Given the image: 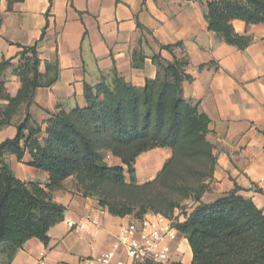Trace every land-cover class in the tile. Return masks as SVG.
Returning a JSON list of instances; mask_svg holds the SVG:
<instances>
[{
    "label": "crops",
    "instance_id": "obj_1",
    "mask_svg": "<svg viewBox=\"0 0 264 264\" xmlns=\"http://www.w3.org/2000/svg\"><path fill=\"white\" fill-rule=\"evenodd\" d=\"M203 0H24L9 10L0 0V65L11 66L3 74L0 106L15 97L21 79L14 73L22 48L38 45L40 72L57 75L50 87L35 92L29 112L43 131L51 116L61 110L86 107L85 85L96 86L103 79L113 83V72L137 88L157 78L153 56L167 61L188 56L187 73L192 82L183 83V96L210 119L208 142L213 146L216 166L210 189L202 197L212 202L236 186L240 194L264 211V24L248 26L235 21L236 32L251 37L245 50L226 44L208 29ZM183 44L171 54L161 46ZM143 51L141 69L132 66L134 51ZM174 55V56H173ZM201 66L204 68L200 69ZM17 129L0 130V144L14 138ZM27 136V133L25 134ZM173 157L170 148H157L140 155L135 163L139 182L153 180ZM115 166L118 157L108 155ZM26 155L19 161L7 155L6 161L17 178L45 187L49 174L33 168ZM261 191V192H260ZM54 200L67 210L65 219L49 231L47 245L32 239L19 249L10 264H82L88 257L107 252L122 225L130 216L111 215L91 197L64 188L53 193ZM92 212L101 225H86V231L71 228ZM176 263L191 264L192 250L184 236L174 242ZM4 257L0 256V262Z\"/></svg>",
    "mask_w": 264,
    "mask_h": 264
},
{
    "label": "trees",
    "instance_id": "obj_2",
    "mask_svg": "<svg viewBox=\"0 0 264 264\" xmlns=\"http://www.w3.org/2000/svg\"><path fill=\"white\" fill-rule=\"evenodd\" d=\"M23 1L7 0L9 10ZM204 4L209 31L239 50L249 47L251 37L238 34L234 22L264 24V0H206ZM44 35L33 46L19 45L22 51L14 73L22 85L15 97H7L8 103L0 106V130L9 126L17 129L14 138L0 144V256L4 257L0 264H10L32 239L49 243V231L64 221L67 210L54 200L53 193L63 189L70 177L82 185L83 197H97L98 204L113 216L141 219L150 210L166 215L180 210L184 220H178L175 227L190 245L191 264H264V211L241 195L238 186L212 202H203L209 186L203 182L189 188L193 208L174 203L155 210L144 203L137 206L110 198L106 191L108 187H134L137 158L157 148L172 149L173 157L156 180L182 152L210 163L208 177L212 180L216 158L207 140L210 119L183 96V83L193 81L187 73L188 56L173 55V61H167L155 54L152 60L157 78L146 80L143 88L127 82L115 69L112 84L103 79L96 86L85 85L86 107L53 114L43 131L29 109L36 90L52 86L57 79V75L50 76L49 64L46 75L40 72L38 45ZM178 48L183 49V44L161 46L171 54ZM145 59L143 51H134L132 66L143 68ZM10 66L7 60L0 65V87ZM102 153L118 157L122 166L109 165ZM7 155H15L19 161L29 155L27 165L47 172L48 185L21 181L6 161Z\"/></svg>",
    "mask_w": 264,
    "mask_h": 264
},
{
    "label": "built area",
    "instance_id": "obj_3",
    "mask_svg": "<svg viewBox=\"0 0 264 264\" xmlns=\"http://www.w3.org/2000/svg\"><path fill=\"white\" fill-rule=\"evenodd\" d=\"M177 210L171 217L149 213L141 219H132L121 226L110 248L97 257H88L82 264H175L174 242L184 235L175 227V223L184 220ZM96 213L92 212L82 222L71 224L80 232L86 231V225H101ZM37 264H52L42 258ZM63 264V263H57Z\"/></svg>",
    "mask_w": 264,
    "mask_h": 264
},
{
    "label": "rangeland",
    "instance_id": "obj_4",
    "mask_svg": "<svg viewBox=\"0 0 264 264\" xmlns=\"http://www.w3.org/2000/svg\"><path fill=\"white\" fill-rule=\"evenodd\" d=\"M0 95L1 94L0 92ZM188 148V147H187ZM191 150V149H190ZM105 153H102V155ZM105 155L104 157H106ZM108 157V156H107ZM103 158L109 165H113L112 160L109 158ZM210 169V163L204 161V159L193 158L188 152L178 153L175 158L171 160L168 168L161 173L158 178L157 176L150 181L139 182L138 178L137 184L134 187L118 188V187H108L106 191L109 193L110 198L121 199L139 206L144 203L148 208L158 209L161 207H171L174 203L177 205L193 208L195 205L194 198L190 196V187L200 186L203 182L208 183V190L210 189L211 179L208 177ZM126 179L128 185H131L130 175L128 171L126 172ZM64 189L67 191H75L78 194H83L84 190L81 184L77 182L75 177L68 178L63 185ZM207 190V191H208ZM97 202V197H93ZM99 203V202H98ZM136 206V210H140ZM155 211L150 210L149 213H154ZM148 213V214H149ZM167 214H173V212H166ZM160 214V213H157ZM171 215H162L166 217H171ZM136 219L135 216H130V220Z\"/></svg>",
    "mask_w": 264,
    "mask_h": 264
}]
</instances>
